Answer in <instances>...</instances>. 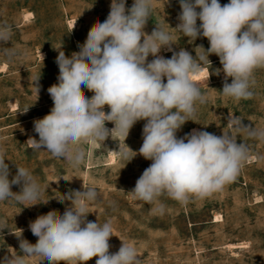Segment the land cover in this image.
Segmentation results:
<instances>
[{"label": "clouds", "instance_id": "9594fccd", "mask_svg": "<svg viewBox=\"0 0 264 264\" xmlns=\"http://www.w3.org/2000/svg\"><path fill=\"white\" fill-rule=\"evenodd\" d=\"M179 6L174 29L190 43L207 38V49L197 47L203 51L193 57L184 48L173 50L174 37L165 28L156 24L151 34L145 32L153 0H133L130 8L126 0H111L106 19L90 28L79 51L67 56L62 46L56 48L58 83L47 89L53 107L33 122L39 139L27 140L33 150L44 149L78 170L87 159V143H104L114 131L125 140L138 121H145L139 151L129 148L134 155H121L127 163L137 155L151 161L128 193L156 205L160 214L166 210L161 198L187 205L235 181L250 156L249 146L237 142L241 134L264 142V128L245 125L233 114L227 122L230 131L220 136L197 129L177 136L186 122H195L198 105L207 103L197 77L205 64L210 67V55L218 56L222 65L214 74L224 73L220 91L224 97L239 102L255 95L256 73L264 70V0H229L224 5L219 0H179ZM12 36L13 26L0 24V44H8ZM162 49L171 51V58L160 55ZM3 51L9 59L17 55L15 48ZM39 78L33 81L37 96ZM84 88L93 93L90 98ZM109 122L114 125L111 129L106 126ZM6 159L0 151V202L40 204L44 189L37 178L16 164L10 179ZM13 185L20 191L13 192ZM57 199L71 204L63 213L51 210L29 223L38 238L35 244L22 238L23 229L14 233L19 252L5 256L0 264H28L30 258H38L39 264H87L93 257L95 264H143L131 243L121 240L119 250L110 253L114 235L110 220L103 224L88 220L89 206L101 199L96 187L83 186Z\"/></svg>", "mask_w": 264, "mask_h": 264}, {"label": "rangeland", "instance_id": "374dc122", "mask_svg": "<svg viewBox=\"0 0 264 264\" xmlns=\"http://www.w3.org/2000/svg\"><path fill=\"white\" fill-rule=\"evenodd\" d=\"M219 2L224 5L229 0ZM110 4L111 0H0V24L13 26L11 41L0 44V151L7 158L10 179L16 174L17 164L28 168L44 189L41 203L30 207L14 200L0 202V262L19 252L16 235L20 229L22 238L35 244L38 238L29 223L51 210L63 213L70 206L71 201L61 203L57 198L82 190L83 186H94L101 199L89 206L92 213L88 220L101 224L111 221L114 235L109 240L110 253L117 252L124 241L137 248L143 264H264V142L241 134L237 142L249 146L250 156L235 181L187 205L161 198L166 206L163 214L155 211L156 205L136 200L128 193L151 161L137 155L127 163L121 153L134 155L131 150L139 151L145 121H138L125 140L114 131L104 143H87V159L78 170L44 149L33 150L27 143L30 137L39 139L34 120L49 114L53 107L47 89L58 83L56 48L62 46L67 56L79 51L78 44L84 43L90 28L97 20L106 19ZM132 4L133 0H126V7ZM153 5L145 32L151 34L156 24L165 28L174 37L173 50L184 48L193 57L203 51L197 47L210 46L207 38L190 43L174 29L179 23V0H153ZM26 13L31 17L25 18ZM5 48H15L17 55L9 59L4 55ZM160 54L171 58L173 53L162 49ZM208 58L210 67L205 64L197 77L207 103L198 105L195 122H186L177 136L183 137L191 129L220 136L230 131L229 114L239 117L245 125L264 128V70L256 73L253 98L236 102L220 92L224 73L214 74L216 69H222L218 56ZM38 76L37 96L33 81ZM83 90L89 98L93 95ZM27 107L29 110L23 112ZM106 126L114 127L110 122ZM110 157L113 161H109ZM12 191L19 192L20 186L13 185ZM241 243V248L226 247ZM96 259L93 257L87 264H95ZM28 264H39V260L30 258Z\"/></svg>", "mask_w": 264, "mask_h": 264}, {"label": "bare ground", "instance_id": "6f19581e", "mask_svg": "<svg viewBox=\"0 0 264 264\" xmlns=\"http://www.w3.org/2000/svg\"><path fill=\"white\" fill-rule=\"evenodd\" d=\"M29 17H31V14L29 13V14H27L26 13V15H25V18H29ZM24 18V19H25ZM161 55V54H160ZM193 129H191L190 130V132L192 131ZM109 161H113V158L112 157H110L109 158ZM226 247L229 249V248H241L242 247V243L241 244H238V245H226Z\"/></svg>", "mask_w": 264, "mask_h": 264}]
</instances>
